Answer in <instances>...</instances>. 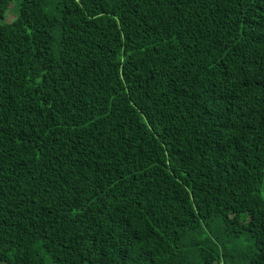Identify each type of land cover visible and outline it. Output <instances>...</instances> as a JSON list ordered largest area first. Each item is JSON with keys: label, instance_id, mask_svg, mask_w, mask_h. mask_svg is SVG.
Segmentation results:
<instances>
[{"label": "trees", "instance_id": "1", "mask_svg": "<svg viewBox=\"0 0 264 264\" xmlns=\"http://www.w3.org/2000/svg\"><path fill=\"white\" fill-rule=\"evenodd\" d=\"M0 264H264V0H0Z\"/></svg>", "mask_w": 264, "mask_h": 264}, {"label": "rangeland", "instance_id": "2", "mask_svg": "<svg viewBox=\"0 0 264 264\" xmlns=\"http://www.w3.org/2000/svg\"><path fill=\"white\" fill-rule=\"evenodd\" d=\"M16 5H17V3L14 4V6H16ZM16 13H17V11H16ZM12 16H14V14H10V13H8V21H9L10 19H12Z\"/></svg>", "mask_w": 264, "mask_h": 264}]
</instances>
